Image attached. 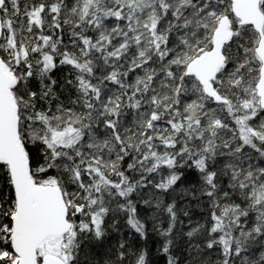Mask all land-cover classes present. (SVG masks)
I'll use <instances>...</instances> for the list:
<instances>
[{"label":"snow or ice","instance_id":"snow-or-ice-1","mask_svg":"<svg viewBox=\"0 0 264 264\" xmlns=\"http://www.w3.org/2000/svg\"><path fill=\"white\" fill-rule=\"evenodd\" d=\"M0 264H264V0H0Z\"/></svg>","mask_w":264,"mask_h":264}]
</instances>
